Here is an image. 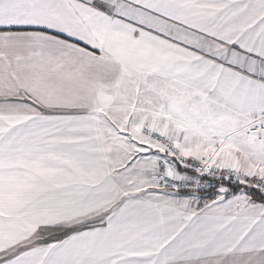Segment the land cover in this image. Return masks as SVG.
Here are the masks:
<instances>
[{"label": "snow or ice", "instance_id": "6c2138e0", "mask_svg": "<svg viewBox=\"0 0 264 264\" xmlns=\"http://www.w3.org/2000/svg\"><path fill=\"white\" fill-rule=\"evenodd\" d=\"M0 264H264V0H0Z\"/></svg>", "mask_w": 264, "mask_h": 264}]
</instances>
